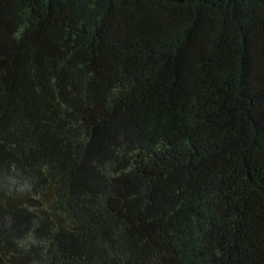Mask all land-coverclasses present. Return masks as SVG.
<instances>
[{"label": "trees", "instance_id": "1", "mask_svg": "<svg viewBox=\"0 0 264 264\" xmlns=\"http://www.w3.org/2000/svg\"><path fill=\"white\" fill-rule=\"evenodd\" d=\"M0 264H264V0H0Z\"/></svg>", "mask_w": 264, "mask_h": 264}]
</instances>
